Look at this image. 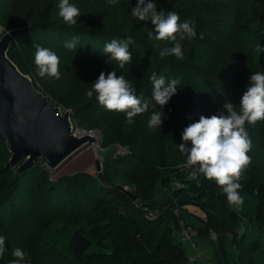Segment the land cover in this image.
Listing matches in <instances>:
<instances>
[{"label": "trees", "instance_id": "16d2710c", "mask_svg": "<svg viewBox=\"0 0 264 264\" xmlns=\"http://www.w3.org/2000/svg\"><path fill=\"white\" fill-rule=\"evenodd\" d=\"M242 1L154 0V3L157 10L165 13L175 11L181 21L189 19L195 26L196 36L183 40L185 45L204 46L219 53L235 46V24L241 16L243 3L247 2ZM135 4L136 0H115V3H111L110 13L99 17L97 22L88 23L90 17H83L81 12L77 23L68 26L57 15L58 0H0V28H3L4 33L23 30L12 42L8 52L9 58L20 71L30 75L36 87L40 81L42 92L57 106L70 110L75 124L77 122L92 130L99 129L105 142L127 150L115 155L106 165L103 180L88 172H78L55 182L50 179L42 160L17 174L24 159L7 165L11 153L0 138V225L10 224L12 227L25 216L21 214L24 204L20 207L16 205L28 191L36 195L34 199L38 200L35 205L38 213L41 205L52 207L58 199L64 200L67 195L73 194L78 196L82 192L85 202L75 204V207L69 204L66 208L77 212L78 220L75 222L78 223L68 229L65 241L61 239L59 243L56 239L61 234L59 228L41 246L37 242L35 247L34 241L30 247L16 241L15 245L30 257V264H50L48 256L55 241L61 249H65L63 255L68 256L72 262L68 261L69 264H200L189 260L190 253L180 235V221L190 224L189 220L192 219L190 225L198 228L200 238L217 236L218 250L226 259V264H261L256 255L263 253L264 160L258 161L253 150L259 149L264 153V120L247 125L246 128L251 141L247 153L250 162L242 171L239 181L241 187L238 192L243 203L236 206L226 201L221 186L214 180L206 179L198 171L197 178L193 179L189 177L190 170L181 166L186 164V158L177 146L181 142L180 132L197 119L199 111L195 112L193 119L185 114L192 113L191 110L197 104L199 92L204 88V84H200L201 79L214 81L205 78L206 72L201 75L180 74V88L163 106L167 118L162 120L161 128H150L147 124L152 108L134 116V122L127 124L124 113L106 110L95 100V96L90 99L85 95L101 71L107 74L114 70L118 75H124L132 82L136 94L146 97L141 93L145 92V85L151 82L153 70L161 73L157 76H164L166 80L175 76L172 67L179 70V65L171 66L169 62L163 64L159 51L171 47L172 43L156 40L150 22L131 16L130 7ZM255 11L257 22L251 38L255 46L264 50V0H256ZM149 32H153L152 38L148 36ZM129 36L133 39L129 51L135 55L130 62L123 68L116 61L106 63L100 52L102 42ZM74 37L81 42L77 44V50L84 52V56L78 60L79 67L75 68L74 64L71 80L64 86L59 80L50 82L39 77L33 63V45L50 48L60 61H64L70 53V49L64 47V42ZM142 66H149L152 70L147 75L148 79H145ZM236 73L239 71H233L231 76L235 84L238 83L239 75ZM230 99L233 101V97ZM83 181H87L89 190L85 188L86 185H82ZM175 182L181 186L174 187ZM125 185L130 186L132 191L125 190ZM59 188L63 196H54ZM128 192L137 196L138 200L134 201ZM188 205L200 207L203 215L198 216L194 211H189ZM176 209L179 210L178 214ZM25 212L30 218L35 216L29 211ZM148 212H152L155 217L149 219ZM44 214L39 213L42 216ZM31 220L27 219L22 225L24 227L10 231L22 237V234L31 231V226V232L36 236ZM244 222L249 224L251 231L260 233L256 235V231L251 232L254 236L249 235L246 229L240 233ZM228 240H232L238 248L232 258L224 254V244ZM62 244L65 246L62 247ZM57 251L60 252L59 249ZM12 259L11 252L4 251L0 264H9Z\"/></svg>", "mask_w": 264, "mask_h": 264}, {"label": "clouds", "instance_id": "9594fccd", "mask_svg": "<svg viewBox=\"0 0 264 264\" xmlns=\"http://www.w3.org/2000/svg\"><path fill=\"white\" fill-rule=\"evenodd\" d=\"M115 3V0H109ZM131 16L153 26L156 40H167L171 47L159 51L161 58L172 55L183 59L184 52L181 41L196 36L195 26L189 19L180 20L175 11L157 10L154 0H136L135 6L130 7ZM80 9L70 0H58L57 15L68 25L77 23ZM153 32L148 36L153 37ZM133 43L131 36L123 39H112L106 42L101 54L105 62H118L121 68L131 60L129 51ZM35 48L33 63L39 77L48 76L60 78V58L50 48L40 44ZM64 47L77 49V38L66 40ZM152 89L150 97L138 96L131 81L124 75H118L114 70L101 71L91 87L85 91L88 98L95 96V100L106 110L124 113L125 123L132 124L133 117L152 108L147 124L150 128H161L162 120L167 116L163 111L170 98L180 88L177 79H165L164 76L153 74L150 77ZM156 106H159L158 109ZM264 120V72H251L248 83L238 100V108L231 101H225L215 114L205 116L201 114L185 126L180 132L181 142L178 150L186 158V166H192L208 180H214L222 188L226 201L239 206L243 203L238 192L242 171L250 162L247 155L251 148V141L246 130V123L253 125ZM5 251V237L0 235V258ZM14 259L9 264H30V257L26 251L17 247L11 252Z\"/></svg>", "mask_w": 264, "mask_h": 264}, {"label": "rangeland", "instance_id": "374dc122", "mask_svg": "<svg viewBox=\"0 0 264 264\" xmlns=\"http://www.w3.org/2000/svg\"><path fill=\"white\" fill-rule=\"evenodd\" d=\"M244 1L247 2L243 3L241 16L235 24V32L233 34L235 41L234 47L218 53L215 52L213 49H208L204 46H191L189 43L185 45V43L181 41L184 52L183 59H177L172 55L165 56L162 58L163 64L169 62L171 66L175 65L176 67H178L179 65V70L178 68L172 67V72L173 74H175V76L173 77L174 79L178 80V77L182 72H185V74L196 73V75H201L203 72H206L205 78H212L214 80L213 82H206L205 80L201 79L200 84H204V88H202L203 90L199 92V98L197 104L195 103V106L191 110L192 113L185 114V116L188 118L189 116H191L190 118L193 119V116L196 111H199V113L196 116L197 119L194 120H198L201 114L205 116L215 114L217 109L221 108L225 101H231V97H233V101L231 102L234 103L235 106L238 108V100L242 95L243 91L245 90V87L248 83V76L250 75V73L256 71L264 72V50H260L257 46H255L256 44L252 42L251 38V35L253 34L251 32L257 22V16L255 11L256 0H243L242 2ZM70 2L74 3L80 9V12H82L83 17H90V19L87 21L88 23L97 22L96 20H99V17L101 18L106 16L108 13H110L112 9V6L111 4H109L108 0H70ZM3 34V28H0V37ZM82 41H84V39ZM105 43L106 42H102V47ZM77 44H81V42L77 41ZM71 50L72 49H70L68 57L64 61H60V78L54 79L48 77L47 75L43 78L50 82H53V80H59V82L65 86L72 78L71 70L74 69V64L75 68L79 67L78 60L79 58H82L84 56V52H80L77 49L75 50V52ZM131 55V58L135 56L134 53H131ZM166 68L168 69L169 67ZM142 69L143 74L145 75V79H148L147 75L152 72L151 68L149 66H142L141 70ZM237 70L239 71V73H236L239 74L237 75L238 83L235 84L233 83V79L231 76H233L232 72ZM153 72L152 74H161L155 72V70H153ZM40 83L41 82L39 81L36 83V85L39 90L42 91V86ZM151 89L152 84L149 81V83L145 85V92L141 94L146 97H150ZM212 100H216L218 102H213ZM61 108L63 112L66 111L64 107ZM71 121L73 123L74 133L76 135H78L79 137L91 135L95 138V141H89L83 146H81L78 150H76L73 154L66 158L61 164H59L55 169H49L45 165V169L48 172L50 179L56 182L63 177L78 172H88L94 177H98L99 173H101L104 178L106 165L115 158V155L124 153L127 150L121 146H112L110 145V143H107V141L105 142L104 138H102L101 136V132L99 129L92 130L88 127L80 126L79 124H77V122L75 124V121L74 119H72V117ZM247 125L248 124L246 123V128ZM253 152L258 161L264 160V153L262 151L256 149L253 150ZM260 157H262L263 159H261ZM97 163H99L98 165H100V170H98ZM180 164L181 163H179L178 165ZM182 165L183 167L188 168V171L190 170V174L194 172V167L186 166V164H181V166ZM190 176L191 175H189V177ZM116 184L122 183L116 182ZM82 185H86L85 188L88 190L90 189L89 184H87V181H83ZM124 189L132 191V189H130V186L128 185H125ZM26 193L27 194L25 196H22L20 198V201L16 205L17 207H20L22 203L24 204L22 205L24 210L23 212H21V214H24L25 216L22 217V219L18 220L16 223H14V226L12 227L9 226L10 224L0 225V235H3L5 237V252H12L11 245L13 249L17 248V246L15 245V243H17L16 241H21L23 245L29 247L31 244H33L34 241L35 247L37 242L38 246H41L42 243L48 242L49 236L51 234L54 235L53 233H57L58 231L59 233L61 232L59 236L55 235L57 236L56 239H58V242L61 243L62 241H65V235H67L68 229L71 228V226L75 223H78V221L75 222L76 220H78L77 212H75L74 210H68L66 208L69 206V204H72V207H75V204L78 205L79 203L85 202V198H83V196L81 195L82 192L78 196H75V194H73L72 196L67 195L64 200H61V198L58 199L57 203H54L52 207L45 205V207L48 208L47 210L44 206L41 205L38 210L39 213L46 214L42 216L39 215L35 206L36 204H38V200L34 199V196H36L35 193L31 191H28ZM54 196H63L61 194V188L54 192ZM68 199L69 201H67ZM50 200L53 201L55 199L50 198ZM188 210L191 212L194 211L198 216L203 215L202 209L200 207H197L196 205H188ZM25 211L34 213L35 216H33V218H30L28 216V212ZM27 219H32L31 224L35 226L33 231H35L36 236H33V233L31 232V226H29V229L31 231H27L26 233L22 234V237L21 234H17L10 231L13 229H20L21 227H24L22 225ZM191 221L189 220L190 224ZM58 228L59 230L57 231ZM241 228L242 229H240V233L243 232L244 229H246L249 232V235H253V233L257 231H251V228L249 227V224L247 222H244V225H242ZM193 229L194 235L192 236L191 240L184 243L187 251L190 253V258L192 259V262L198 261L200 264H226V259L222 254H220V250H218L219 244L217 243V236L212 235L211 238L208 237L209 239L200 238L198 236V228L194 226ZM256 233V235H258V233L260 232L257 231ZM14 235H18L20 237L14 238ZM23 235H26L25 238ZM58 242L55 241V244H53V249L51 251L49 249L50 255L48 256V262H50V264H69L68 261L72 263L68 259V256L63 255L65 249H61ZM61 246L63 247L65 245L62 244ZM261 247L263 253L256 255V258L261 264H263L262 260H264V237L262 239ZM224 248V254L229 255L230 258H232V256H235L238 250L232 240H228L227 244H224ZM58 249L60 252L57 251Z\"/></svg>", "mask_w": 264, "mask_h": 264}, {"label": "water", "instance_id": "95a60500", "mask_svg": "<svg viewBox=\"0 0 264 264\" xmlns=\"http://www.w3.org/2000/svg\"><path fill=\"white\" fill-rule=\"evenodd\" d=\"M21 32L15 29L0 37V138L11 153L7 165L24 159L17 174L38 160L55 169L81 146L95 141L91 135H76L71 111L63 112L9 58L11 44ZM98 177L103 180L101 173ZM128 195L138 200L131 192Z\"/></svg>", "mask_w": 264, "mask_h": 264}, {"label": "built area", "instance_id": "2783aa9c", "mask_svg": "<svg viewBox=\"0 0 264 264\" xmlns=\"http://www.w3.org/2000/svg\"><path fill=\"white\" fill-rule=\"evenodd\" d=\"M124 152V151H123ZM191 178L196 179L197 178V172L194 170L193 173L190 174ZM174 187H180L181 184L179 182H175L173 184ZM179 210L176 209V214H178ZM148 218L149 219H153L155 216H153L152 212H148ZM180 225H181V239L184 242H187L189 240H191L192 236L194 235V229L190 224L185 223L183 220L180 221ZM189 260L192 261V259L189 257Z\"/></svg>", "mask_w": 264, "mask_h": 264}, {"label": "crops", "instance_id": "0c3cea01", "mask_svg": "<svg viewBox=\"0 0 264 264\" xmlns=\"http://www.w3.org/2000/svg\"><path fill=\"white\" fill-rule=\"evenodd\" d=\"M207 262H208V260H207ZM203 264H206V263H203Z\"/></svg>", "mask_w": 264, "mask_h": 264}]
</instances>
